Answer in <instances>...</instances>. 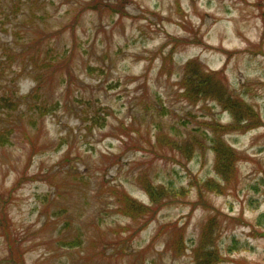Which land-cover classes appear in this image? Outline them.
<instances>
[{
    "label": "rangeland",
    "instance_id": "374dc122",
    "mask_svg": "<svg viewBox=\"0 0 264 264\" xmlns=\"http://www.w3.org/2000/svg\"><path fill=\"white\" fill-rule=\"evenodd\" d=\"M0 220V264H264V0H0Z\"/></svg>",
    "mask_w": 264,
    "mask_h": 264
},
{
    "label": "trees",
    "instance_id": "16d2710c",
    "mask_svg": "<svg viewBox=\"0 0 264 264\" xmlns=\"http://www.w3.org/2000/svg\"><path fill=\"white\" fill-rule=\"evenodd\" d=\"M169 54H170V52H169ZM193 62H195V60H193ZM193 62H191V63L193 64ZM191 63H189L186 67H189V65ZM212 74L213 73L206 74L203 71H199L197 68H193L189 72L188 78H195L196 77L197 83L194 84V86H195L194 89L195 90L191 89V91H196V92H199V93L207 94V91L205 90L204 82H205L206 78H210ZM35 79L39 81L37 76H35ZM189 87L192 88V86H189ZM215 87H217V88L220 87L221 88L220 85L215 86ZM191 91H187L186 90L185 94L187 95ZM215 94H217V92H215ZM231 109L233 110V108H231ZM233 113H234V115H236L235 110H233ZM250 118H251V120H249L248 123H247V120H245V119L236 120L237 124L234 125V127L235 128H239V127H242V125L248 126L249 124H251V125H249V129L250 128L252 129V128H255L256 126L258 127V126L262 125V123L260 122V117L255 112L250 114ZM213 145H215V146L212 147V149L214 151H216L215 152V154H216L215 155V160H214V169L216 170L217 174L220 175L223 179L229 180L230 179L229 177H232L233 173H234L232 163L235 160H237L239 158V156L230 147H228V146H226V145H224L222 143L214 141ZM142 183H144V182H142ZM142 186L145 189V192L150 197L149 199L151 201V205L147 206V205H143V204L136 203V202H132V205L128 204L129 205L128 214H130L132 216L134 214H137V213L141 214V212L151 211L152 210V208H151L152 204L153 203L156 204L158 200L160 201V198L158 199L156 197V194H159V193L167 194V190L165 188H164V190H159V188H157V186L155 188L150 183H148V184L144 183V184H142ZM205 187L207 189H209L210 191L217 192L218 194L222 193V191H223V190H220L221 189L220 184L219 183L217 184L214 181H211L210 185L205 184ZM130 200H133V199H130ZM133 201H135V200H133ZM134 205H137L138 207H134ZM154 209L155 208H153V210ZM0 223L5 225V226L7 225L5 223V220H0ZM2 231H4V235L7 238L8 233L6 232L5 228L2 227ZM9 250H10V256L6 257L7 261L12 262V264H25L21 252L18 253V251L15 252L14 250H11V249H9ZM210 255H211L210 252L207 251L206 254L203 257L206 259Z\"/></svg>",
    "mask_w": 264,
    "mask_h": 264
}]
</instances>
